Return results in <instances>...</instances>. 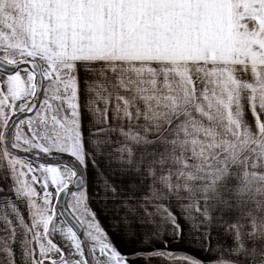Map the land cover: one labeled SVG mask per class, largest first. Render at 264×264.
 I'll return each mask as SVG.
<instances>
[{"label": "snow or ice", "instance_id": "6c2138e0", "mask_svg": "<svg viewBox=\"0 0 264 264\" xmlns=\"http://www.w3.org/2000/svg\"><path fill=\"white\" fill-rule=\"evenodd\" d=\"M0 264H264V0H0Z\"/></svg>", "mask_w": 264, "mask_h": 264}]
</instances>
